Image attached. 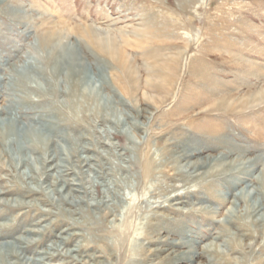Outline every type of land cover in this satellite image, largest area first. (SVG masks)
<instances>
[{"label": "rangeland", "instance_id": "obj_1", "mask_svg": "<svg viewBox=\"0 0 264 264\" xmlns=\"http://www.w3.org/2000/svg\"><path fill=\"white\" fill-rule=\"evenodd\" d=\"M62 44L101 102L55 76ZM260 96L264 0H0V146L56 130L0 151L7 262L264 264V221L227 217L258 219L237 197L264 191Z\"/></svg>", "mask_w": 264, "mask_h": 264}, {"label": "bare ground", "instance_id": "obj_2", "mask_svg": "<svg viewBox=\"0 0 264 264\" xmlns=\"http://www.w3.org/2000/svg\"><path fill=\"white\" fill-rule=\"evenodd\" d=\"M92 32H89V30H88L86 35L91 40H94L95 33H92ZM54 35H56V34H53V36ZM61 46L63 47L62 49L64 52L62 51V53L60 55H58L52 59L54 64L51 66V70L53 71L55 76L58 77V79L61 80V82H62L64 79V76H66L68 78V76L74 77L76 75L77 77H79L76 80L78 82L77 84H78V86L81 87V94L79 95L78 98H83V97H86V95H87L90 99L94 98V99H98L100 101L99 94L97 93V91H95V88H94L95 85L93 86V84H92L94 81H93V78H91V75L86 74L87 77L85 76L86 77L85 81L81 80L80 78H81V75H83V74H81V70H79L80 69L78 66L79 63L77 62V60L74 57L70 59V57L68 56V51L65 49L63 44ZM99 47L101 49L105 50L106 52H109L110 54H112V53L116 54L114 52L115 48H113L112 44H108V42H100ZM51 48H53V47H51ZM58 49H57V47H54V51H57ZM59 51H61V50L59 49ZM121 58H122V56H121ZM23 71H24L23 74L25 76L27 75L29 80H31L37 86L42 87L39 83H37V81L31 75H29V73L26 72L27 70H23ZM79 72L81 75L79 74ZM44 88L46 91V87H44ZM41 89H43V87ZM260 97H261L260 99H264L263 96H260ZM89 98H87V99H89ZM19 131H20L19 129H17V130L15 129L14 125L13 126L11 125V130L8 133H5L6 131L2 133L1 139L5 142L6 146L4 148L0 146V151L3 152V151L8 150L10 152H16V154L18 156L21 155V157L19 156L20 161L21 160L25 161L26 159H24L22 156L25 157L26 147L31 146V147L35 148V150L41 149L43 151H46V146L48 145V137L53 136L55 134L56 130L50 129L48 131L49 134H47L46 137L43 136V134L39 131H34V130L33 131L25 130L23 132H19ZM26 142H28L29 145H26L25 144ZM15 146H17V149L14 148ZM2 155H4V154H2ZM206 163L207 162H202L201 164H202V166H204V165H206ZM259 191H261V189L259 190V188L253 189L249 193L244 191V192L240 193L239 197H237V198H240L241 202L246 203V207H247L246 213L247 214L249 212L255 213V217L256 218L258 217V219H256V220L252 219V221H245V219H242L238 213L237 202L236 201L233 202L232 208L230 209L227 217L229 220L233 221L232 223H237V220H238L239 221L238 227H240V229L245 230L246 229L245 226H247V225H249L248 227H251L252 225L257 227L259 224L258 221H264V209H262L263 205L260 203V201H262V202L264 201V191H261V192H259ZM252 199H254L253 204L250 203L251 202L250 200H252ZM244 217H246V215ZM233 218H236V219L234 220ZM246 218H248V217H246ZM260 224L262 225V223H260ZM258 228L259 227L255 228V229H258ZM245 231H246L247 235L249 234L251 236H253V235L255 236V233L253 231H250V230H245ZM5 248L6 247L0 246V264H10L7 262ZM8 250H10V249H8ZM16 264H19L18 261Z\"/></svg>", "mask_w": 264, "mask_h": 264}]
</instances>
